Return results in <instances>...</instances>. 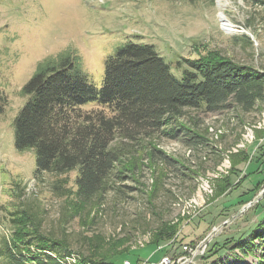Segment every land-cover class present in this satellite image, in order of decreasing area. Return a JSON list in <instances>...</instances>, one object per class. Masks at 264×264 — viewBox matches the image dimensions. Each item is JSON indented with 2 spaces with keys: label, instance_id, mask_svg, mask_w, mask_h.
<instances>
[{
  "label": "rangeland",
  "instance_id": "rangeland-1",
  "mask_svg": "<svg viewBox=\"0 0 264 264\" xmlns=\"http://www.w3.org/2000/svg\"><path fill=\"white\" fill-rule=\"evenodd\" d=\"M221 3L0 0V235L15 228L10 220L15 211L23 216L18 227L31 229L24 220L29 212L43 234L67 243L75 258L71 264H82L79 259L95 249L91 264L109 258L112 264H155L166 254L174 264H257L263 255L258 239L247 250L235 243L248 242L264 221V137L254 132L264 128V108L189 111L186 115L207 129L206 138L197 145L182 136L161 141L167 176L152 203L125 181L126 195L109 193L90 214L75 195L76 170L35 172L33 151H17L13 144L11 122L25 101L21 87L40 63L67 55L77 58L81 74L95 86L101 84L105 60L128 41L153 45L178 77L184 59L210 50L264 71V5ZM220 13L233 24L232 31L221 28ZM223 178H229V186L216 196ZM143 182H150L148 171ZM178 217L173 236L161 240L156 250L152 232L161 221L174 223ZM202 242L200 252L183 263V246ZM127 247L123 255L109 256Z\"/></svg>",
  "mask_w": 264,
  "mask_h": 264
},
{
  "label": "trees",
  "instance_id": "trees-1",
  "mask_svg": "<svg viewBox=\"0 0 264 264\" xmlns=\"http://www.w3.org/2000/svg\"><path fill=\"white\" fill-rule=\"evenodd\" d=\"M244 1L264 5V0ZM184 63L178 77L153 45L128 41L105 60L100 86L86 81L72 55L40 63L20 89L25 101L11 122L14 148L33 151L35 172L76 170L75 195L87 214L100 208L109 193L126 195L125 181L133 185L128 189L145 193L151 204L167 176L161 141L182 136L197 145L206 138L207 129L186 115L189 111L216 112L230 105L243 113L264 108V71L211 50ZM254 132L264 137V128ZM230 156L235 164V155ZM146 171L148 185L143 182ZM223 179L216 196L229 186V178ZM27 214L29 230H24L26 224L18 227L23 223L20 212L10 214L15 228L0 235V263L71 264L74 254L67 243L43 234L39 222ZM178 224L180 217L174 223L161 221L154 229L151 243L156 250ZM258 227L248 242L239 240L235 247L247 250L258 239L263 255L257 264H264V221ZM94 251L79 261L93 263ZM110 259L97 264H112Z\"/></svg>",
  "mask_w": 264,
  "mask_h": 264
},
{
  "label": "built area",
  "instance_id": "built-area-1",
  "mask_svg": "<svg viewBox=\"0 0 264 264\" xmlns=\"http://www.w3.org/2000/svg\"><path fill=\"white\" fill-rule=\"evenodd\" d=\"M202 245L201 243L197 244L196 246H190V245H184L183 246V250L185 252V255L182 257L183 259V263H186V261L195 256L199 250L201 249ZM70 260H72L73 262H75V258L71 257ZM180 260V259H178ZM175 263V260L169 256V255H163L161 256V258L159 259L158 262H156L155 264H174ZM122 264H130V261L129 260H124L122 262Z\"/></svg>",
  "mask_w": 264,
  "mask_h": 264
},
{
  "label": "bare ground",
  "instance_id": "bare-ground-1",
  "mask_svg": "<svg viewBox=\"0 0 264 264\" xmlns=\"http://www.w3.org/2000/svg\"><path fill=\"white\" fill-rule=\"evenodd\" d=\"M221 1L222 0H218V4L220 6H223V4L221 3ZM221 18L223 20V27L225 28V30L226 31H229V32L232 31L233 30V24L229 20H227L224 15H221Z\"/></svg>",
  "mask_w": 264,
  "mask_h": 264
},
{
  "label": "water",
  "instance_id": "water-1",
  "mask_svg": "<svg viewBox=\"0 0 264 264\" xmlns=\"http://www.w3.org/2000/svg\"><path fill=\"white\" fill-rule=\"evenodd\" d=\"M221 15H223V13H220V14H219L220 25H221V28H222L223 30H225V28L223 27V20H222V18H221ZM225 31H226V30H225ZM201 245H203V242L201 243ZM194 246H196V245H194ZM200 250H201V249H200ZM200 250H199V252H200ZM199 252H198V253H199ZM198 253H197V254H198ZM197 254H196V255H197ZM193 257H194V256H193ZM193 257H191V258H193ZM191 258H189V259L186 261V263L189 262V260H191Z\"/></svg>",
  "mask_w": 264,
  "mask_h": 264
},
{
  "label": "crops",
  "instance_id": "crops-1",
  "mask_svg": "<svg viewBox=\"0 0 264 264\" xmlns=\"http://www.w3.org/2000/svg\"><path fill=\"white\" fill-rule=\"evenodd\" d=\"M138 264V263H137Z\"/></svg>",
  "mask_w": 264,
  "mask_h": 264
}]
</instances>
